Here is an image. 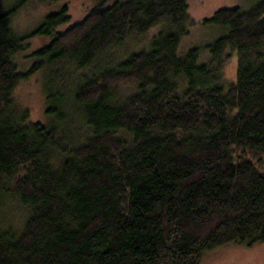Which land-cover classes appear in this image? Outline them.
<instances>
[{"label":"trees","instance_id":"16d2710c","mask_svg":"<svg viewBox=\"0 0 264 264\" xmlns=\"http://www.w3.org/2000/svg\"><path fill=\"white\" fill-rule=\"evenodd\" d=\"M27 1L0 4V264H200L264 243V0L202 20L224 31L205 61L179 50L187 0H114L72 23L63 5L25 33ZM35 36L48 42L21 65ZM232 53L220 80L211 62ZM35 74L45 121L16 96Z\"/></svg>","mask_w":264,"mask_h":264},{"label":"rangeland","instance_id":"374dc122","mask_svg":"<svg viewBox=\"0 0 264 264\" xmlns=\"http://www.w3.org/2000/svg\"><path fill=\"white\" fill-rule=\"evenodd\" d=\"M114 0H28L25 6L20 9L12 20L14 28L20 32L29 33L44 15L53 10H59L61 6L66 5L68 14L71 17V23L81 20L87 12L98 5H108ZM189 22L186 23L187 33L181 38L179 44L180 52H183L193 46L200 48L203 61L208 60L206 49L212 41L224 34L222 29L217 26L203 24L202 20L211 17L214 12L225 7H240L242 10L248 8L252 3L250 0H187ZM0 4L6 6L8 0H1ZM68 26L65 25V27ZM65 27H61L64 29ZM161 26L151 29L144 35L143 41L136 42L138 47H145L150 37L157 33ZM138 38H128L126 40V48L134 49L135 41ZM48 42V38L35 36L29 39L28 50L17 55L18 61L25 64L28 60L25 58L31 50L44 45ZM139 49V48H138ZM120 51V50H119ZM118 51V52H119ZM115 52V51H114ZM123 53V51L121 50ZM264 54V51H263ZM237 65V57L233 53L229 56H223L220 62H211L210 66L222 69L220 80L225 79L232 81L235 78V69ZM219 74V73H218ZM41 74H35L27 81L22 82L16 89L21 107L28 109L30 119L35 121H45L47 117L44 114L45 102L40 84ZM224 80V81H225ZM127 91V90H126ZM124 89H120L117 94L123 95ZM255 160L257 157L254 158ZM264 169V159L259 162ZM200 264H264V243H259L251 247L229 243L222 247L216 248L203 256Z\"/></svg>","mask_w":264,"mask_h":264}]
</instances>
